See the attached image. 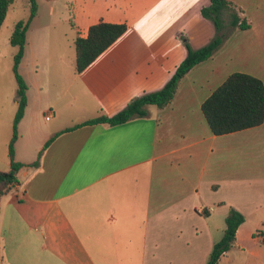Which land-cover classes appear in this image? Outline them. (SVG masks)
Masks as SVG:
<instances>
[{
  "label": "crops",
  "instance_id": "0c3cea01",
  "mask_svg": "<svg viewBox=\"0 0 264 264\" xmlns=\"http://www.w3.org/2000/svg\"><path fill=\"white\" fill-rule=\"evenodd\" d=\"M229 1L250 28L192 69L169 105L117 126L84 123L164 88L187 57L181 36L194 49L215 37L201 13L211 1L69 0L67 15L53 9L36 36L37 10L20 67L39 48L60 70L49 71V103L28 90L16 161L42 155L1 198L0 264H208L231 209L245 221L218 264H264V123L215 136L202 113L231 74L264 82V0ZM100 21L128 31L82 73L71 71L76 50L64 69L63 56L45 54L59 37L51 28L69 25L60 36L74 46Z\"/></svg>",
  "mask_w": 264,
  "mask_h": 264
},
{
  "label": "trees",
  "instance_id": "16d2710c",
  "mask_svg": "<svg viewBox=\"0 0 264 264\" xmlns=\"http://www.w3.org/2000/svg\"><path fill=\"white\" fill-rule=\"evenodd\" d=\"M210 1L211 5L203 8L201 11L202 16L210 21L216 30V35L210 43L200 49H194L188 39H185L182 35L181 40L187 48V57L178 66L175 74L164 88L157 92L135 98L124 110L112 118L102 116L90 120L84 123V125L106 124L117 126L135 118L147 117L149 115L148 107L150 106L163 108L169 105L177 93L181 80L192 69L211 59L233 31L236 29L245 31L250 28L247 21L241 19L239 16L235 5L229 0ZM30 2L31 12L29 18L16 24L11 37L12 46L18 48L13 66V72L18 85V111L14 120V134L9 145L11 170L9 172H0V201L4 193L19 182L18 173L24 167L38 166L42 155L41 153L39 159L29 165L16 161L15 145L18 140V125L23 119L28 105L29 90L27 82L20 73V65L25 56L27 35L38 10L35 0H30ZM14 3L15 0H0V30L7 18L9 9ZM226 13L230 15L228 22L224 19ZM127 31L128 25L125 23L111 24L100 21L91 26L86 38L78 37L75 40V72L80 74L86 70ZM202 113L211 132L215 136H224L259 127L264 123V82L249 74L233 73L203 103ZM51 141L46 147H48ZM244 221L245 217L240 212L235 209L230 210L226 219L227 228L224 238L214 246L208 264H218L222 255L230 250L236 239V233Z\"/></svg>",
  "mask_w": 264,
  "mask_h": 264
},
{
  "label": "rangeland",
  "instance_id": "374dc122",
  "mask_svg": "<svg viewBox=\"0 0 264 264\" xmlns=\"http://www.w3.org/2000/svg\"><path fill=\"white\" fill-rule=\"evenodd\" d=\"M68 1L69 0H35L38 6L39 18L34 22L32 21L33 24L31 23L32 33H35L37 36L40 27L51 24L53 9H57V20H61L63 15L66 16V11L70 6ZM30 10V0H15L0 30V169H2L3 162L6 165L5 169H8V171L11 170V167H7V165L10 164L9 145L14 134V120L18 111V105L15 103L17 100L18 85L13 72L14 57L18 53V48L12 46L9 39L12 37L14 24L18 21L27 20L31 12ZM224 19L227 22L230 20L229 13L224 15ZM60 24L62 25V23ZM68 27L70 26L67 25V27H59L56 29L51 28L49 32H52L53 36L59 34V37L56 39L53 37L47 39V47L45 49V54L46 52H50L51 54H59L64 57L63 69L70 66V61L73 58L75 59L74 46L67 44L66 41L64 42L63 37L60 36V34H63L64 29ZM183 36L187 39L186 35ZM36 53L38 56L37 62H33L32 59H29L28 62H25L20 67V73L27 82L29 90L33 94V98H42V101L46 104L50 102L55 86H57L54 78H51V72L49 71L60 70V68L55 60L57 57L56 55H54V59L49 62V60L45 59L46 55L39 53V48H36ZM71 71H75V64L74 70Z\"/></svg>",
  "mask_w": 264,
  "mask_h": 264
},
{
  "label": "built area",
  "instance_id": "2783aa9c",
  "mask_svg": "<svg viewBox=\"0 0 264 264\" xmlns=\"http://www.w3.org/2000/svg\"><path fill=\"white\" fill-rule=\"evenodd\" d=\"M50 118L49 117H47V120H49Z\"/></svg>",
  "mask_w": 264,
  "mask_h": 264
}]
</instances>
